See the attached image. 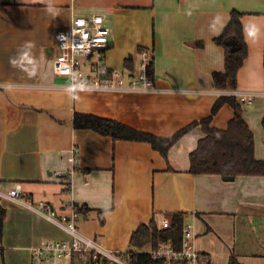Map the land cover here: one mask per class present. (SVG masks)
Listing matches in <instances>:
<instances>
[{
  "label": "crops",
  "instance_id": "obj_1",
  "mask_svg": "<svg viewBox=\"0 0 264 264\" xmlns=\"http://www.w3.org/2000/svg\"><path fill=\"white\" fill-rule=\"evenodd\" d=\"M232 11L243 14L248 56L236 89L219 90L212 76L225 70V50L215 39ZM94 14L104 15L112 31L110 69L129 73L126 56L150 48L159 92L72 91L69 80L55 75V33L68 29L73 15ZM222 95L243 104L255 156L264 161V0H0V180L24 188L23 202L0 199L6 212L0 264H31L33 248L69 238L47 210L27 204L44 202L63 213L72 201L84 208L82 234L123 257L136 250L130 239L141 224L186 212L197 250L212 264L229 262L237 221L264 218V177L190 174V154L204 137L200 127L170 151L168 164L149 144L73 125L75 113H83L169 137L208 117ZM233 115L224 105L213 125L226 129ZM72 169L70 191L55 173ZM237 256L243 264H264V249Z\"/></svg>",
  "mask_w": 264,
  "mask_h": 264
},
{
  "label": "trees",
  "instance_id": "obj_2",
  "mask_svg": "<svg viewBox=\"0 0 264 264\" xmlns=\"http://www.w3.org/2000/svg\"><path fill=\"white\" fill-rule=\"evenodd\" d=\"M243 14L238 11L231 12L229 24L222 34L215 39L218 46L225 50V70L214 72L213 85L219 90H233L237 87L238 72L248 56V46L245 41ZM201 45V44H199ZM144 47L139 48V52ZM127 72L135 75L134 59L130 57L125 61ZM148 74L154 80L155 64L152 59ZM224 105H230L234 115L226 129L213 125V120ZM243 104L234 96L222 95L212 106L208 117L195 121L177 130L169 137H161L150 132L135 129L117 120L102 118L100 116L75 113L73 125L76 130H92L102 136L111 137L114 141H132L149 144L158 151L169 164L170 151L179 145L182 139L196 128L200 127L204 137L190 154L189 173L193 175H218L225 177H264V161L255 156V139L252 130L243 116ZM172 170L171 167H169ZM84 208L81 210V212ZM5 211L0 207L1 223L5 220ZM189 213L174 212L167 215L170 227L160 229L155 219L149 223L141 224L133 232L130 245L135 251L129 252L131 264H164L162 260L155 259L148 252L147 246L157 248L159 244L171 245L181 249L183 228ZM100 222L104 224L103 212H99ZM81 264V263H79ZM85 264V263H83ZM86 264H93L92 261ZM177 264H187L177 263ZM206 264H212L209 260ZM228 264H243L238 256L233 254Z\"/></svg>",
  "mask_w": 264,
  "mask_h": 264
},
{
  "label": "built area",
  "instance_id": "obj_3",
  "mask_svg": "<svg viewBox=\"0 0 264 264\" xmlns=\"http://www.w3.org/2000/svg\"><path fill=\"white\" fill-rule=\"evenodd\" d=\"M111 29L104 15L94 14L88 17L72 16L68 29L55 33L57 56L53 60V71L56 76L66 78L72 91L81 89L105 92H159L153 79L149 77L148 68L153 59V51L144 48L140 51L142 71L134 76L123 71L110 69L106 63V55L110 49ZM236 94V93H234ZM247 101L246 96L240 98ZM75 164L74 156L69 158ZM74 169L67 173L56 172L70 191L74 188ZM24 188L21 182H16L7 188L0 180V199L23 202ZM28 208L46 214L48 219L62 225L69 238L48 242L32 249L31 264H83L92 261L93 264H131L123 260L120 253L109 251L99 246L96 240L86 237L80 230L82 204L72 201L69 211L60 213L51 205L40 202L39 206L32 203ZM160 229L169 228V219L157 222ZM198 233L193 222H186L183 228L181 249L170 244H159L157 248L150 246L148 252L164 264H206L207 256L196 248Z\"/></svg>",
  "mask_w": 264,
  "mask_h": 264
},
{
  "label": "rangeland",
  "instance_id": "obj_4",
  "mask_svg": "<svg viewBox=\"0 0 264 264\" xmlns=\"http://www.w3.org/2000/svg\"><path fill=\"white\" fill-rule=\"evenodd\" d=\"M76 9V8H75ZM79 16V15H78ZM132 57L134 59V64H135V71L136 72H141L142 67H141V62H140V54L139 50L137 54H130L126 56L124 63L127 59ZM264 128V126H263ZM166 218L165 215H160L158 217L159 221H162ZM238 220V226L237 230H235V245L232 248V252L237 256L240 253H249L254 252V251H261L264 249V218H261V220L256 219L254 216H251L247 219ZM235 229V228H234ZM232 233H234V230H232ZM215 236V235H213ZM235 248V249H234ZM199 251V250H198ZM203 253L202 251H199ZM231 257V256H230ZM229 258V256H228ZM123 260L126 263H130V255L128 253H125V257H123ZM230 260V258H229ZM227 263H229L227 261ZM226 263V264H227ZM63 264H66L65 262Z\"/></svg>",
  "mask_w": 264,
  "mask_h": 264
},
{
  "label": "water",
  "instance_id": "obj_5",
  "mask_svg": "<svg viewBox=\"0 0 264 264\" xmlns=\"http://www.w3.org/2000/svg\"><path fill=\"white\" fill-rule=\"evenodd\" d=\"M234 179H235V177H232V176L224 178V180H226V181H233Z\"/></svg>",
  "mask_w": 264,
  "mask_h": 264
},
{
  "label": "bare ground",
  "instance_id": "obj_6",
  "mask_svg": "<svg viewBox=\"0 0 264 264\" xmlns=\"http://www.w3.org/2000/svg\"><path fill=\"white\" fill-rule=\"evenodd\" d=\"M111 29V28H110Z\"/></svg>",
  "mask_w": 264,
  "mask_h": 264
}]
</instances>
